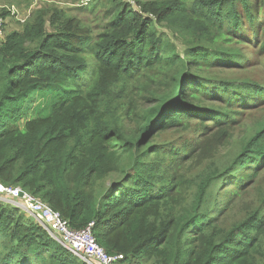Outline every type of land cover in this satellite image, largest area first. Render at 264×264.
<instances>
[{
    "label": "trees",
    "instance_id": "obj_1",
    "mask_svg": "<svg viewBox=\"0 0 264 264\" xmlns=\"http://www.w3.org/2000/svg\"><path fill=\"white\" fill-rule=\"evenodd\" d=\"M258 4L118 0L96 34L50 7L1 35L0 183L36 196L72 229L93 223L118 264H264V197L226 221L264 167V84L235 76L259 64L242 66L235 45L256 43L264 57ZM37 94L48 99L32 109ZM233 124L243 126L236 147L218 156ZM190 152L189 165L205 163L193 178L180 174ZM237 171L236 192L215 213L212 185ZM0 264L86 263L0 202Z\"/></svg>",
    "mask_w": 264,
    "mask_h": 264
},
{
    "label": "rangeland",
    "instance_id": "obj_2",
    "mask_svg": "<svg viewBox=\"0 0 264 264\" xmlns=\"http://www.w3.org/2000/svg\"><path fill=\"white\" fill-rule=\"evenodd\" d=\"M118 0H0V15L4 18V12L8 13L9 15L4 18L5 20V26L2 31L1 35H6L10 31H21L22 27L25 25V21L30 18V16H33L34 13L38 10L50 8V7H58L63 9L68 16H74L81 19L85 24H88L91 26V29L94 34L101 31L106 23V19L104 18V15L106 11H108ZM121 1H133L135 0H121ZM254 5H252V9H255V7L259 6L260 0H253ZM135 8H138L136 5H132ZM263 6L261 8H258L259 11L257 13V19L258 21L263 19ZM264 25V23L262 24ZM261 25V26H262ZM161 27V28H160ZM160 27H158V30L160 32H166L164 29V24H162ZM0 39L3 37H1ZM178 38V37H177ZM181 40V38H179ZM253 48H248L245 45H235L236 50L240 52L242 57H244L243 62L241 63L242 66H254L257 63V66H255L251 73L244 72L243 75H235L236 77L246 78L247 76L254 78V81L261 82L264 84V57L258 54V45L255 43ZM178 48L182 49L181 45H178ZM228 77L232 78V74H226ZM203 77H210L207 73H204L202 75ZM48 98L42 97L41 94H37L34 99H32V109L38 105L39 103H45L47 102ZM30 112L31 109H30ZM24 119L20 122L22 125ZM247 121V120H246ZM254 121H251L249 125H251ZM236 126L235 129L229 130V133L232 135V137L227 138L222 142L223 147H221L217 153L218 156L226 155V153L232 152L231 150L236 147L235 140L238 139L241 135H238V131H241L243 128L242 125L237 126L238 124H233V126ZM206 135V134H205ZM168 139H171L169 137ZM201 138L198 139V136H196V140L194 141L191 148L195 147L197 142L201 140ZM195 152H190L189 157L184 159L181 163V170L180 174H183L186 177L193 178L195 177L201 170V167L205 164L200 165H189L190 160L194 156ZM239 174L237 171L234 173L233 176L229 177L227 176L225 179L223 178L221 182H223V187H225L224 190L218 191L217 186L218 184H222L221 182H216L212 185V194H213V204H214V212H217V207L221 205V203L225 200V198L222 197L223 194H226V197L229 196L228 190L230 189L232 192H236L237 190V182H235L234 177H236ZM116 178H118V175L116 174ZM115 178V179H116ZM110 183V180L108 181V184ZM232 184V186H230ZM230 186V187H229ZM222 187V188H223ZM185 196L190 200L193 194V190L187 189L182 195V199ZM264 197V167L261 168L258 173L257 177L250 181L248 185H245L242 187L238 193L237 196L234 197L232 202L227 206L226 210L228 212L226 216L227 222H232L235 220H241L245 217L247 213H250L252 210H254L256 207L259 206V203L261 199ZM7 205V204H5ZM264 206L262 205L260 209L262 211ZM215 213L212 214V217L215 218Z\"/></svg>",
    "mask_w": 264,
    "mask_h": 264
},
{
    "label": "built area",
    "instance_id": "obj_3",
    "mask_svg": "<svg viewBox=\"0 0 264 264\" xmlns=\"http://www.w3.org/2000/svg\"><path fill=\"white\" fill-rule=\"evenodd\" d=\"M4 23L5 20L0 15V35ZM0 202L16 207L35 219L52 239L86 264H118L121 261V256L108 255L97 243L93 235V223L80 230L72 229L59 212L20 186H5L0 183Z\"/></svg>",
    "mask_w": 264,
    "mask_h": 264
}]
</instances>
